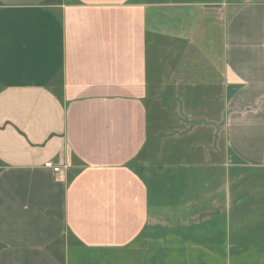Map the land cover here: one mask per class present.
Returning <instances> with one entry per match:
<instances>
[{
  "label": "crops",
  "instance_id": "1",
  "mask_svg": "<svg viewBox=\"0 0 264 264\" xmlns=\"http://www.w3.org/2000/svg\"><path fill=\"white\" fill-rule=\"evenodd\" d=\"M166 64L203 74L172 95L219 80L223 114L177 125L145 176ZM247 169L264 171V0H0V264H264Z\"/></svg>",
  "mask_w": 264,
  "mask_h": 264
},
{
  "label": "rangeland",
  "instance_id": "2",
  "mask_svg": "<svg viewBox=\"0 0 264 264\" xmlns=\"http://www.w3.org/2000/svg\"><path fill=\"white\" fill-rule=\"evenodd\" d=\"M216 46H220V39H217ZM217 50L220 51V47ZM182 66L185 69V65ZM193 66L199 67L200 65ZM179 75L183 76L185 74L181 72L179 73ZM173 76L174 75L172 74L171 68L169 72V64L162 66L160 70L159 83L157 86L154 85V87H151L150 94L147 97L150 125V140L143 156V162L138 166V171L145 176L147 175L148 171L152 168V166L155 165V163L157 164L159 161L158 164H162L163 160H165L163 159L162 155L166 154V149L168 148L167 137L174 133L177 125L179 126L178 130L183 131V128H180V124L182 122L188 123V121L190 120L194 122L206 120L207 122L217 123L220 121L223 114L224 97L219 80V83L214 80L210 84V88L208 90H205L209 92L208 96H177L171 94L173 91H176V87L184 88L187 83H191L193 86H195V84L200 83L201 79L203 80V74L201 75L198 71H195L193 76H189V78L193 80H188V75L187 79L182 78L178 80H175ZM162 93H167V95H161ZM212 130L213 129H210V133ZM187 131L183 133H186ZM211 135L212 133L210 134V136ZM155 160H157V162ZM240 184V195L255 196L258 194V202L262 201V196L264 195V171L257 170L256 174L254 170L251 169L242 171ZM244 212H248V207L243 206L241 208L242 215ZM254 215L264 216V208H257L256 213ZM258 225H260V223ZM70 239L71 238L69 237V241ZM259 239L260 237H258V239H255L256 242ZM72 245L73 243L71 244V246ZM87 253L88 252H81V254L72 255V257L74 260L80 257L79 264H83V262H89L93 259L89 257L90 255L85 256V254ZM119 254H123L124 256H120ZM250 254L251 252L247 251V253H242V255H240L239 257L235 256V258L238 257L237 261L235 262L233 257H230L229 264H257L256 261L254 262L255 256L253 255V260H251ZM92 256L94 255L92 254ZM81 257L83 261L81 260ZM108 264L142 263L137 260V256H126V253L120 252L118 254L111 253L110 256L108 255Z\"/></svg>",
  "mask_w": 264,
  "mask_h": 264
},
{
  "label": "built area",
  "instance_id": "3",
  "mask_svg": "<svg viewBox=\"0 0 264 264\" xmlns=\"http://www.w3.org/2000/svg\"><path fill=\"white\" fill-rule=\"evenodd\" d=\"M46 168H49L54 171V173H60L61 167L55 166L53 163L49 162L45 164Z\"/></svg>",
  "mask_w": 264,
  "mask_h": 264
}]
</instances>
